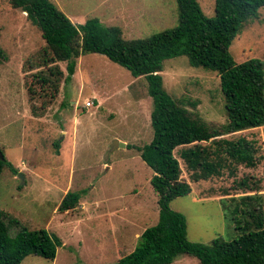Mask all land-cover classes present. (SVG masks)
<instances>
[{
	"label": "rangeland",
	"instance_id": "rangeland-1",
	"mask_svg": "<svg viewBox=\"0 0 264 264\" xmlns=\"http://www.w3.org/2000/svg\"><path fill=\"white\" fill-rule=\"evenodd\" d=\"M50 1L73 23L95 17L105 26L120 27L126 39L148 37L178 21L175 0ZM197 2L206 17H214V0ZM258 14L229 48L237 63L264 61V7ZM0 28V48L7 56L0 64V149L18 170L17 175L9 168L1 173L0 209L21 226L46 230L62 241L53 261L28 255L20 264H117L159 219L158 196L150 183L153 172L127 146H143L152 139L153 99L147 83L103 55L86 54L76 60L71 79L61 80L53 100V89H42L39 83L29 93L33 74L46 68L38 65L45 45L41 32L9 0H0ZM57 64L65 77L66 62ZM161 75L164 89L183 100L189 111L211 125L226 122L215 73L178 56L164 62ZM86 100L93 106L85 107ZM239 136L255 146V164L237 165L225 158L220 174L197 182L181 164L192 193L169 206L185 217L191 242L233 240L234 226L224 216L221 199L232 204L242 196L256 197L251 203L264 217V127ZM115 141L126 146L113 148ZM81 190L85 192L74 210L58 212L66 192ZM16 231L11 229V235ZM171 264L200 263L179 255Z\"/></svg>",
	"mask_w": 264,
	"mask_h": 264
},
{
	"label": "trees",
	"instance_id": "trees-1",
	"mask_svg": "<svg viewBox=\"0 0 264 264\" xmlns=\"http://www.w3.org/2000/svg\"><path fill=\"white\" fill-rule=\"evenodd\" d=\"M175 1L178 21L174 27L145 38L126 39L120 27L105 26L95 17L73 23L50 0H9L13 8L25 12L45 42L38 65L46 68L33 74L28 92L35 93L33 86L39 83L42 89H53V100L61 80L71 79L76 60L86 54L103 55L134 78L146 81L153 99L152 139L143 146H127L134 148L153 172L150 183L158 196L159 219L144 229L135 248L117 264H171L179 255L194 257L200 264H264L263 212L251 203L256 197L242 196L232 204L221 199L235 237L232 241L216 238L209 244L189 241L185 217L169 206L172 200L192 193L182 178L181 164L189 179L197 182L220 174L225 158L237 165L256 163L255 146L239 133L264 127V61L251 58L237 63L229 48L244 24L258 17L264 0H214L211 18L204 15L197 0ZM178 56H185L190 66L218 76L225 123H207L164 89V62ZM5 61L7 56L0 48V64ZM59 62H66L65 77ZM0 152V176L5 168L17 175L18 170ZM84 192H67L58 212L74 210ZM13 228L17 231L11 235ZM60 246L57 235L29 230L0 209V264H20L28 255L53 261Z\"/></svg>",
	"mask_w": 264,
	"mask_h": 264
},
{
	"label": "water",
	"instance_id": "water-1",
	"mask_svg": "<svg viewBox=\"0 0 264 264\" xmlns=\"http://www.w3.org/2000/svg\"><path fill=\"white\" fill-rule=\"evenodd\" d=\"M119 146H121V147H125L126 144H125V143H120V142L115 141V142H114V146H113V148H116V147H119ZM0 157H1V152H0ZM20 176L23 177L21 174H20Z\"/></svg>",
	"mask_w": 264,
	"mask_h": 264
},
{
	"label": "built area",
	"instance_id": "built-area-1",
	"mask_svg": "<svg viewBox=\"0 0 264 264\" xmlns=\"http://www.w3.org/2000/svg\"><path fill=\"white\" fill-rule=\"evenodd\" d=\"M93 106V102L92 101H86L85 102V107H91Z\"/></svg>",
	"mask_w": 264,
	"mask_h": 264
},
{
	"label": "crops",
	"instance_id": "crops-1",
	"mask_svg": "<svg viewBox=\"0 0 264 264\" xmlns=\"http://www.w3.org/2000/svg\"><path fill=\"white\" fill-rule=\"evenodd\" d=\"M92 98H94V99H95V97H92ZM87 100H88V99H87ZM87 100H86V101H87ZM86 101H85V102H86ZM92 102H93V101H92ZM96 102L98 103V101H97V100H96ZM93 103H94V102H93ZM98 104H99V103H98ZM91 107H92V106H91ZM87 108H89V107H87ZM64 134H66V132H65ZM66 193H67V192H66ZM64 196H65V195H64Z\"/></svg>",
	"mask_w": 264,
	"mask_h": 264
}]
</instances>
